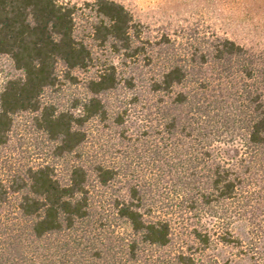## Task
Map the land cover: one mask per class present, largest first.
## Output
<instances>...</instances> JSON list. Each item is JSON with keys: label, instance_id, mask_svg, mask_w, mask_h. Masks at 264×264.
<instances>
[{"label": "trees", "instance_id": "16d2710c", "mask_svg": "<svg viewBox=\"0 0 264 264\" xmlns=\"http://www.w3.org/2000/svg\"><path fill=\"white\" fill-rule=\"evenodd\" d=\"M79 16L86 17L88 38L122 63L159 68L149 79L158 96L155 111L143 116L148 123L135 137L126 122L137 97L132 93L121 106L110 99L122 83L115 61H103L84 82L85 94L69 105L45 98L60 74L76 81L75 71L95 63L92 45L77 33ZM143 32L116 0H0V57L19 72L0 87V147L22 113L31 114L33 126L52 144V159L20 168L8 183L0 179V211L13 207L0 220V264H195L183 252L158 253L187 216L196 219L191 234L203 248L232 245L248 264H264V217L255 211L264 216L257 207L264 199L259 57L216 33L163 35L154 42ZM211 63L238 83L235 101L188 89L206 81L198 71ZM133 80L123 82L133 88ZM93 128H119L124 160L88 153ZM221 144L231 145V156L215 148ZM248 214L244 241L233 225ZM204 218L211 225L202 224Z\"/></svg>", "mask_w": 264, "mask_h": 264}, {"label": "rangeland", "instance_id": "374dc122", "mask_svg": "<svg viewBox=\"0 0 264 264\" xmlns=\"http://www.w3.org/2000/svg\"><path fill=\"white\" fill-rule=\"evenodd\" d=\"M82 4L90 0H67ZM124 4L134 15L136 21L143 25V35L151 41H160L163 35L174 39L183 37L193 31L197 35L216 33L235 40L251 53L259 57L260 65L264 69V0H116ZM85 16H79L77 33L87 38L95 53V63L87 70L74 72L76 81L59 76L58 84L45 92V98L55 101L60 106L71 103L73 97H82L85 94L84 82L97 74L102 62L115 61L118 66L119 77L122 83L116 88L110 97L113 104L122 105V101L134 97L131 105V115L126 122L127 129L133 137L135 133L143 129L144 115H153L158 96L151 92L149 79L159 70L157 65H146L140 61H128L124 64L119 58L113 57L107 48L98 45L96 41L88 38V30L85 28ZM182 40V39H178ZM217 70V71H216ZM198 75L205 77L202 84L190 85L188 89H206V93L212 96H220L226 102H233L239 95L238 83L227 77L219 75L218 68L213 63L204 65L198 71ZM19 72L13 68L9 58L0 57V87L11 77H16ZM134 77V87L129 88L123 81L128 77ZM194 86V88H192ZM127 89H134L129 91ZM176 89H182L177 87ZM133 93V95H132ZM118 107V106H117ZM94 127V126H93ZM119 128H106L99 131L93 128L89 134L86 149L90 155L95 152L104 155L106 160L122 157L126 151V142L119 137ZM98 138V140H97ZM219 152L224 156L232 155L231 145H217ZM102 149V150H101ZM104 150V151H103ZM121 151L122 154H117ZM52 159V144L31 122V114L22 113L16 117L15 124L10 133V140L0 147V179L8 183L16 176V171L23 169L28 164H37ZM119 159H117L119 161ZM134 166V163H132ZM59 169H62L61 161H58ZM152 178L151 175H148ZM257 187V186H254ZM253 188V187H251ZM255 189V188H253ZM166 196V193L165 195ZM14 201V197L11 196ZM167 201V200H166ZM170 203V201L168 202ZM257 207L264 210V199ZM250 209V208H249ZM13 207L0 211V220L5 219V214L12 212ZM259 217H264L255 210ZM250 214L234 219L233 229L236 235L244 241L248 239V221ZM180 221V219L178 220ZM257 221V217L255 218ZM175 225L171 243L159 249L158 253L164 257H174L181 252L195 259V264H221L225 259H230L233 264H248L249 260L241 253V250L232 245L212 243L210 247L203 248L191 234V228L196 219L186 217L184 225ZM197 223V222H196ZM202 224L211 225L208 218L202 220ZM261 250L264 251V240ZM263 257V256H262Z\"/></svg>", "mask_w": 264, "mask_h": 264}]
</instances>
